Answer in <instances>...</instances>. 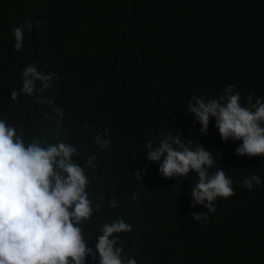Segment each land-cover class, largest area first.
I'll return each mask as SVG.
<instances>
[{"label": "trees", "instance_id": "trees-1", "mask_svg": "<svg viewBox=\"0 0 264 264\" xmlns=\"http://www.w3.org/2000/svg\"><path fill=\"white\" fill-rule=\"evenodd\" d=\"M14 27H23L20 51ZM29 64L52 74L49 87L37 81L32 95L12 100ZM228 85L242 105L264 98V0H0V119L26 143L75 146L82 166L95 156L87 190L101 208L81 225L93 249L102 224L122 218L132 230L116 234L117 246L137 264H264V183L242 186L253 174L264 181V156L236 153L242 141L224 140L214 117L201 132L188 110L193 97H218ZM168 132L210 150V172L232 179L236 195L218 198L215 212L191 203L194 171L169 179L147 159L145 142ZM97 133L111 141L104 150ZM202 211L207 220L193 219Z\"/></svg>", "mask_w": 264, "mask_h": 264}, {"label": "clouds", "instance_id": "clouds-1", "mask_svg": "<svg viewBox=\"0 0 264 264\" xmlns=\"http://www.w3.org/2000/svg\"><path fill=\"white\" fill-rule=\"evenodd\" d=\"M31 30L30 19L25 25ZM15 37V51L23 46V27L12 29ZM52 74H43L33 64L22 71V88L11 91V99L18 100L21 94L32 95L36 82L43 88L49 87ZM190 114L202 125L201 132H207L209 118H215L224 140L232 138L242 143L235 149L240 155L264 156V98L250 95L244 105L239 92L228 85L218 97L205 99L193 97L188 101ZM59 111V110H57ZM62 115V113H60ZM106 136V130H105ZM23 131L0 119V264H85L91 256L99 264H137L135 257H125L118 244V235L130 232L132 226L122 218L105 222L95 249L85 243L81 225L91 220L100 211L99 203L89 199L90 180L85 169L94 167L95 156L86 158L82 166L72 160L80 155L77 148L64 142L45 143L33 138L25 142ZM101 150L111 141L97 133L94 141ZM191 140H181L179 135L168 132L154 144L145 142L147 159L159 164V173L166 178L187 177L190 171L196 175L191 188L192 204H201L207 212H215L214 202L218 198L228 199L236 195L232 179L222 168L210 172L216 161L210 150L201 144L190 147ZM145 169L134 173L137 179H144ZM264 183L258 175L245 177L243 187L252 190L254 185ZM138 194L132 199L138 200ZM117 207V200L109 201ZM207 212H193V219L207 220ZM98 253V256H97Z\"/></svg>", "mask_w": 264, "mask_h": 264}]
</instances>
